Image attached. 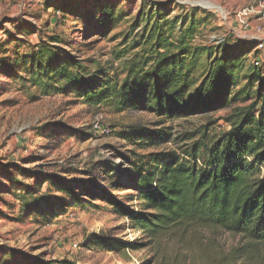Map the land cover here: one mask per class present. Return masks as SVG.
<instances>
[{"label":"rangeland","instance_id":"1","mask_svg":"<svg viewBox=\"0 0 264 264\" xmlns=\"http://www.w3.org/2000/svg\"><path fill=\"white\" fill-rule=\"evenodd\" d=\"M164 2L53 0L52 6L49 0H0V264H143L154 258L150 247L133 250L145 236L133 232L109 198L120 196L127 207L141 209L137 169L150 163V155L182 154L201 141L206 127L224 131L229 106L173 120L132 109L116 113L108 104L87 103L54 72L76 64L68 73L122 82L144 57L152 27L173 23L179 32L194 15L203 21L194 44L210 50L202 61L228 52L230 60L242 61L231 99L246 85L249 70L264 81V48L244 44L264 39V0H170L159 20L154 14ZM247 9L251 38L238 22ZM198 69L203 72L204 64ZM146 77L133 78L134 93ZM135 128L165 131L170 139L151 145L148 137L130 138ZM203 234L226 250L239 245L229 234Z\"/></svg>","mask_w":264,"mask_h":264},{"label":"trees","instance_id":"2","mask_svg":"<svg viewBox=\"0 0 264 264\" xmlns=\"http://www.w3.org/2000/svg\"><path fill=\"white\" fill-rule=\"evenodd\" d=\"M169 2L158 4L156 18L167 16ZM202 22L193 15L179 32L173 23L168 29L152 27L144 57H137L122 82L68 73L76 64H64L54 74L70 80L87 103L108 104L116 113L132 109L173 120L229 106L221 119L227 125L224 131L213 133L206 127L201 141L182 154L150 155V163L137 169L135 200L141 209L127 207L120 196L109 201L115 212L128 218L134 233L145 236L146 243L132 244L133 250L150 247L154 252L143 264H264V81L249 70L246 85L231 99V88L240 78L235 69L243 67L242 61L230 60L228 51L222 59L202 61L203 53L210 51L194 44ZM201 62L203 72L198 69ZM143 74L146 85L134 93L133 78ZM241 96V104L235 103ZM144 137L151 145L170 139L165 131L143 128H135L130 136ZM148 166L153 169L148 171ZM205 231L238 237L239 245L226 250L217 238L206 239ZM120 246L125 251L128 244Z\"/></svg>","mask_w":264,"mask_h":264},{"label":"built area","instance_id":"3","mask_svg":"<svg viewBox=\"0 0 264 264\" xmlns=\"http://www.w3.org/2000/svg\"><path fill=\"white\" fill-rule=\"evenodd\" d=\"M250 11H251L250 9H247L244 13H241L240 17H239V21H238L239 24H240L241 33H243L244 36L247 37V38H251V37H249L247 35L248 32L251 31V26L249 24V21L246 19L249 16ZM255 31H256V33L258 35L262 34V28L261 27H257L255 29ZM252 39H254L258 43V46H259L260 49L264 48V39L259 38V37H252ZM255 65L259 66L260 65V61H256ZM75 247H77V246L75 245Z\"/></svg>","mask_w":264,"mask_h":264}]
</instances>
